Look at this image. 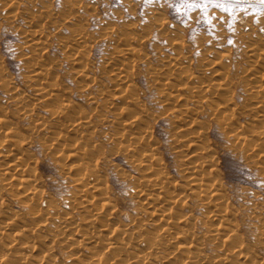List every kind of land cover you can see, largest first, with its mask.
I'll use <instances>...</instances> for the list:
<instances>
[{"label": "bare ground", "instance_id": "1", "mask_svg": "<svg viewBox=\"0 0 264 264\" xmlns=\"http://www.w3.org/2000/svg\"><path fill=\"white\" fill-rule=\"evenodd\" d=\"M72 8L0 0V264H264V35L198 33L193 69Z\"/></svg>", "mask_w": 264, "mask_h": 264}, {"label": "rangeland", "instance_id": "2", "mask_svg": "<svg viewBox=\"0 0 264 264\" xmlns=\"http://www.w3.org/2000/svg\"><path fill=\"white\" fill-rule=\"evenodd\" d=\"M73 6L72 22L76 30L90 36L96 28H106V23L128 22L132 27L146 28L151 39H143L140 46L145 47L149 55L147 59L157 62L161 61V53L171 51L177 58L185 60L192 65L194 69L198 59L194 53L188 54V50H195L197 45V34L201 32H211L214 37V45L221 48V34L231 38H240V41L246 42L248 34L252 31L260 35H264V6L258 3V0H252L251 4H241L234 6L230 13L222 12L219 8L208 4L203 11L196 9L188 11L181 0H71ZM89 10L92 13L89 14ZM144 13H150L152 16L145 18ZM165 17V18H164ZM182 19H187L182 21ZM133 23V24H132ZM209 24L216 25V30H209ZM242 37V40H241ZM84 40L83 37L75 40V45L80 44ZM129 41V40H128ZM124 39H116V43H124ZM143 49V48H142ZM144 50V49H143ZM126 59L134 60L138 50L128 47L122 52ZM239 62H244L243 52L239 51L234 55ZM85 59L83 54H75V61ZM112 63H115L112 61ZM116 64V63H115ZM120 75L134 78L138 75V71L126 64L118 67ZM161 69L156 70L159 72ZM88 98H98V96L86 95ZM83 146L92 154L94 151V143L86 137ZM97 155V154H96ZM229 165L232 163L226 157ZM233 168L224 170L230 173ZM229 183H236L235 179L226 180ZM125 185L116 184L113 189H120Z\"/></svg>", "mask_w": 264, "mask_h": 264}, {"label": "snow or ice", "instance_id": "3", "mask_svg": "<svg viewBox=\"0 0 264 264\" xmlns=\"http://www.w3.org/2000/svg\"><path fill=\"white\" fill-rule=\"evenodd\" d=\"M181 3L188 11H195L198 8L203 11L208 4H212L222 12L230 13L234 6L251 4L252 0H181ZM258 3L264 6V0H258ZM229 42L231 43V41Z\"/></svg>", "mask_w": 264, "mask_h": 264}]
</instances>
